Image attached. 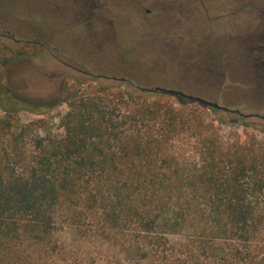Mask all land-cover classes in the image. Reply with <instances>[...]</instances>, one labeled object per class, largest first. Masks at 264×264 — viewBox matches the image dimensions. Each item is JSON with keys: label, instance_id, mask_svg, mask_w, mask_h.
I'll return each mask as SVG.
<instances>
[{"label": "trees", "instance_id": "1", "mask_svg": "<svg viewBox=\"0 0 264 264\" xmlns=\"http://www.w3.org/2000/svg\"><path fill=\"white\" fill-rule=\"evenodd\" d=\"M27 53L0 38V70ZM125 84L0 110V264H264V126Z\"/></svg>", "mask_w": 264, "mask_h": 264}, {"label": "rangeland", "instance_id": "2", "mask_svg": "<svg viewBox=\"0 0 264 264\" xmlns=\"http://www.w3.org/2000/svg\"><path fill=\"white\" fill-rule=\"evenodd\" d=\"M45 1L0 0V38L12 49L28 52L0 70L1 111L10 102H24L28 109L18 110L22 122L43 118L54 124L53 116L66 108L60 103L66 82L83 79L124 89L127 81L153 88L172 85L171 79H176L183 81L176 86L185 93L233 110L219 109L215 114L206 110L207 119L244 114L258 127L264 126V55L247 48L243 52L245 45L240 43L258 19L259 11L253 5L264 0H198L204 7L201 29L208 34V44L204 45L211 46L202 52L209 53L191 51L189 56H194L181 58L180 65L173 70L166 67L168 71L160 70L162 44L142 38L148 32L144 10L131 9L126 3L96 11L53 10L44 6ZM238 1L246 6L243 13L228 6ZM241 14H246L245 21ZM183 45L187 44L180 43L181 48ZM211 54L218 58H210ZM205 62L223 66L217 83L207 87L185 83L199 76ZM171 100L180 104L174 96Z\"/></svg>", "mask_w": 264, "mask_h": 264}, {"label": "flooded vegetation", "instance_id": "3", "mask_svg": "<svg viewBox=\"0 0 264 264\" xmlns=\"http://www.w3.org/2000/svg\"><path fill=\"white\" fill-rule=\"evenodd\" d=\"M124 3L128 4L131 9L136 8L137 10H144L145 16H143V20L146 22L148 32L142 38L162 44L163 69L160 70L168 71L166 67L172 70L177 68L180 65L181 58L190 59L194 56H189L191 51L200 53L204 51V48L208 47L209 49L210 45H204L208 44V34H203L201 29L203 23H200L202 20L201 11H204V7L198 4V0H46L44 6L53 10L73 8L78 11H96L106 5L121 7ZM259 4L261 7L258 9V19L254 22V25L252 24L248 31L246 30L247 32L243 34V39H240V43L245 45L243 52H245V48H247L250 52L257 51V53L264 55V3ZM180 43H185L187 45H183L184 47L181 48ZM201 45L204 47H201ZM206 53H209V50H205L204 54ZM260 57L257 56L255 58L260 59ZM210 58L218 57L211 54ZM261 62L263 63V61ZM191 66H193V64L187 69L189 70ZM258 66H260V64ZM222 67L223 66L221 64L218 65V63L213 64L212 62H205V66L198 72V77L194 78L193 81L184 82L188 84L196 82L197 85H203L205 87L216 84L218 81L217 75L223 74ZM196 74L197 72H195V75ZM170 82L172 85L167 83L162 86L157 85L153 88L144 86L143 88L151 91H160V89L173 90L182 92L185 95H191L210 101L205 97L188 94L182 91L183 88L176 86V84L183 83V81L171 79ZM176 96H181L183 99L189 100L183 95Z\"/></svg>", "mask_w": 264, "mask_h": 264}, {"label": "water", "instance_id": "4", "mask_svg": "<svg viewBox=\"0 0 264 264\" xmlns=\"http://www.w3.org/2000/svg\"><path fill=\"white\" fill-rule=\"evenodd\" d=\"M161 92H164L166 94H169V95H172V96H176V95H183L185 96L186 98L189 99V101H197L205 106H210V107H214L216 109H221V110H224V111H233V110H229L227 107L225 106H221V105H218L217 103H214V102H210V101H206V100H203L201 98H198V97H193L191 95H185L184 93L182 92H178V91H173V90H165V89H160ZM235 113H238L237 110L234 111Z\"/></svg>", "mask_w": 264, "mask_h": 264}, {"label": "crops", "instance_id": "5", "mask_svg": "<svg viewBox=\"0 0 264 264\" xmlns=\"http://www.w3.org/2000/svg\"><path fill=\"white\" fill-rule=\"evenodd\" d=\"M228 6H229V8H233V9L235 7V10H241L242 13L245 11V7H246V6H244V4L239 3V1H238V3H228ZM260 7H261L260 4L253 5V8H256L257 11H258V9ZM246 18H247L246 14L245 15L244 14H241L240 19H244V21H245ZM225 19H228V18H225ZM240 21L242 22L243 20H240ZM241 33H243V32H241Z\"/></svg>", "mask_w": 264, "mask_h": 264}, {"label": "built area", "instance_id": "6", "mask_svg": "<svg viewBox=\"0 0 264 264\" xmlns=\"http://www.w3.org/2000/svg\"><path fill=\"white\" fill-rule=\"evenodd\" d=\"M226 129H230V127H226ZM231 129H233V128H231Z\"/></svg>", "mask_w": 264, "mask_h": 264}]
</instances>
